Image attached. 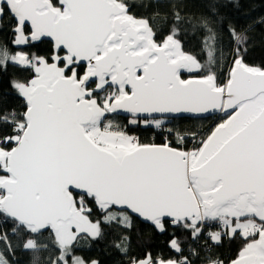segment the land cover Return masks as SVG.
<instances>
[{
	"label": "snow or ice",
	"instance_id": "obj_1",
	"mask_svg": "<svg viewBox=\"0 0 264 264\" xmlns=\"http://www.w3.org/2000/svg\"><path fill=\"white\" fill-rule=\"evenodd\" d=\"M160 3L143 16L132 0H0V33L12 37L0 72L30 73L10 81L22 111L0 98V264H18L17 251L31 264H102L75 250L108 230L123 264H193L177 231L206 253L240 242L206 264H264V65L246 61L249 30L226 24L219 0L199 14L173 0L166 34L152 22ZM197 30L203 63L181 39ZM121 112L163 142L114 123ZM216 112L206 133L166 126ZM137 220L169 236L180 259L133 255Z\"/></svg>",
	"mask_w": 264,
	"mask_h": 264
},
{
	"label": "trees",
	"instance_id": "obj_2",
	"mask_svg": "<svg viewBox=\"0 0 264 264\" xmlns=\"http://www.w3.org/2000/svg\"><path fill=\"white\" fill-rule=\"evenodd\" d=\"M171 2L173 0H161L159 6L160 16L156 17L152 22L154 26L164 28V34L167 32V25L165 24L163 17L167 14L171 15ZM135 11L138 15L150 16L157 9L153 5V0H132ZM185 4V10L189 13H201L207 11V5L209 0H183ZM148 5V7H145ZM218 11L221 16L226 17V24L231 23L238 29H248V35L251 37V42L248 45V52L246 55V61L252 65H264V0H219ZM204 32L197 30L195 32L189 31L187 35H182L181 39L184 43L185 51L196 55L198 59L203 63L207 59V54L202 51V40ZM224 42L228 44L230 37L227 33V27L225 26ZM10 32L0 33V44H9L11 40ZM40 48L46 49L48 43L45 42L39 45ZM35 50V49H33ZM25 77L30 78V73L21 72L16 68L9 67L7 72H0V98H2L8 104L18 107L23 110V100L14 92L11 88L10 81L12 79H23ZM218 116L193 119V118H175L171 119V123L167 124V127L182 128L186 131H197L199 133H205L215 126L216 123L221 121L222 117ZM114 123L119 125H127L130 131L140 135L144 142L162 143L163 137L156 131L145 130L142 126L136 127L128 124L129 118H122L113 116ZM190 140H185V146L190 147ZM213 230H215L213 228ZM170 231H177L170 229ZM131 253L133 255L142 254L143 251H150L154 255L163 254L165 258L180 259V254L168 247L167 241L169 236L160 234L151 229L148 225L137 220L136 226L131 233ZM178 238L183 241L182 248L185 249L184 255L188 256L193 261V264H206L205 257L209 254L215 256L220 255H233L238 251L240 247L239 241L228 242L225 241L222 247H216L212 249L211 253H206L201 247L205 244L204 240H201L199 245L193 243L190 233L186 231H177ZM48 233L44 234L45 240H47ZM117 240V235L111 230H108L103 241H95L89 243L82 242L80 247L75 250V254L84 257L85 259H100L102 264H123L126 259L117 249H115L114 242ZM208 243H211L210 241ZM192 245L198 253L197 256H192L188 253L187 247ZM41 260L43 261L48 253H41ZM12 259V257H8ZM32 253L17 251L15 260L18 264H31Z\"/></svg>",
	"mask_w": 264,
	"mask_h": 264
},
{
	"label": "water",
	"instance_id": "obj_3",
	"mask_svg": "<svg viewBox=\"0 0 264 264\" xmlns=\"http://www.w3.org/2000/svg\"><path fill=\"white\" fill-rule=\"evenodd\" d=\"M189 75L190 74H188V73H184L183 74V78L187 79V78H189ZM115 116L122 117V118H130L129 114L123 113V112H121L119 115H115ZM216 116H221L222 117V114L219 113V112H216V113H204V114H187V113H183V114H178L177 116L171 117L170 119H175V118L203 119V118H210V117H216ZM140 222H142V221H140Z\"/></svg>",
	"mask_w": 264,
	"mask_h": 264
},
{
	"label": "built area",
	"instance_id": "obj_4",
	"mask_svg": "<svg viewBox=\"0 0 264 264\" xmlns=\"http://www.w3.org/2000/svg\"><path fill=\"white\" fill-rule=\"evenodd\" d=\"M203 133H205V131L203 132ZM153 141V140H152ZM154 142V141H153ZM192 147V142H190V147L189 148H191Z\"/></svg>",
	"mask_w": 264,
	"mask_h": 264
},
{
	"label": "rangeland",
	"instance_id": "obj_5",
	"mask_svg": "<svg viewBox=\"0 0 264 264\" xmlns=\"http://www.w3.org/2000/svg\"><path fill=\"white\" fill-rule=\"evenodd\" d=\"M219 117H221V116H218L217 119H216V121H218ZM153 141H154V140H153Z\"/></svg>",
	"mask_w": 264,
	"mask_h": 264
}]
</instances>
